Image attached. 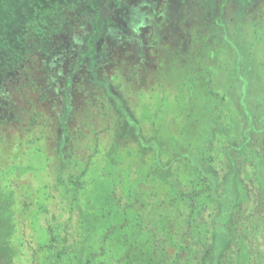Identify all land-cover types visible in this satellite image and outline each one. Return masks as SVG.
Instances as JSON below:
<instances>
[{"label": "rangeland", "instance_id": "obj_1", "mask_svg": "<svg viewBox=\"0 0 264 264\" xmlns=\"http://www.w3.org/2000/svg\"><path fill=\"white\" fill-rule=\"evenodd\" d=\"M203 102L218 124L199 149L214 191L233 173L242 189L220 249V202L190 205L188 150L175 160L182 152L167 148ZM156 162L165 179L150 177ZM110 173L163 264H264V0H0V181L15 264L77 251L74 191L83 201Z\"/></svg>", "mask_w": 264, "mask_h": 264}, {"label": "trees", "instance_id": "obj_2", "mask_svg": "<svg viewBox=\"0 0 264 264\" xmlns=\"http://www.w3.org/2000/svg\"><path fill=\"white\" fill-rule=\"evenodd\" d=\"M251 82H257V80L252 79ZM254 87L255 85H252L251 88L253 89ZM248 96L247 108L251 109L249 105H252L253 101L257 99H255L252 92ZM212 110H214V107H204V102L201 106H191V118L184 121L177 140H173L171 143L168 142V147L165 141L161 142L159 155L163 145H166L168 152H173L175 147L180 149L176 153L182 152V149L185 151V148H187L188 156L186 159L183 156L185 152H182L181 156L173 154V157L175 160L185 159L189 164L188 170L191 168L194 170V179L192 181L196 183L191 184L192 190L187 194L190 205L194 206L197 199L207 194L206 196L216 204L220 202V206L225 212L222 218L217 217L216 220L219 221L221 230L214 239V244L217 249H220L224 246L223 243L225 244L227 239L225 231L227 216L239 204V196L242 189L240 185L238 186L233 173L225 177L222 192L216 193L214 191L217 184L216 173L208 165L210 157L207 156V153L203 154L199 151L204 144H209L211 147V137H208V135L212 134L213 137L218 131V124L213 120L215 116L212 115ZM253 132L249 135L256 134V130ZM225 135L228 136V132ZM234 138L233 136L231 137L232 140ZM247 139L245 137V141L242 143H238L235 140L229 144V148H238L241 151L242 146L247 143ZM259 143L257 139H253L249 144ZM150 165V177L165 179L162 177L166 169L163 165L160 166L157 162ZM259 182L261 183L260 179ZM94 183L95 186L90 194L88 195L87 192L83 194V201L78 195L80 189L74 191L72 201L77 210L79 209L83 227L81 236L84 238V242L82 243L79 240L81 242L80 248H77V251L71 254L62 248L49 264H91L92 259L96 256L109 258L110 264H163L156 251L151 232L142 228L130 205L120 206L115 198L112 173L104 179L99 177L98 181L96 180ZM13 217V197L10 192L3 189L0 181V264H15L18 249L12 240L15 226ZM106 224H109L110 227L104 228ZM97 232L99 233L95 236Z\"/></svg>", "mask_w": 264, "mask_h": 264}]
</instances>
